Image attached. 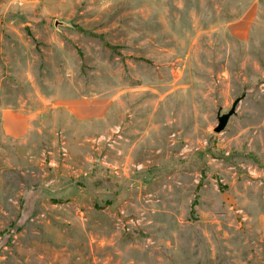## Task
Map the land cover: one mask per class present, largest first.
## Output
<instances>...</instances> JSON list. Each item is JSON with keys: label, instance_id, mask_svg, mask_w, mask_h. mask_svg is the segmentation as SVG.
<instances>
[{"label": "rangeland", "instance_id": "374dc122", "mask_svg": "<svg viewBox=\"0 0 264 264\" xmlns=\"http://www.w3.org/2000/svg\"><path fill=\"white\" fill-rule=\"evenodd\" d=\"M0 264H264V0H0Z\"/></svg>", "mask_w": 264, "mask_h": 264}, {"label": "crops", "instance_id": "0c3cea01", "mask_svg": "<svg viewBox=\"0 0 264 264\" xmlns=\"http://www.w3.org/2000/svg\"><path fill=\"white\" fill-rule=\"evenodd\" d=\"M86 110L89 113H93V111H97V108L89 105ZM2 125L5 134L11 137H21L27 132L28 121L20 113L5 109L2 112Z\"/></svg>", "mask_w": 264, "mask_h": 264}, {"label": "water", "instance_id": "95a60500", "mask_svg": "<svg viewBox=\"0 0 264 264\" xmlns=\"http://www.w3.org/2000/svg\"><path fill=\"white\" fill-rule=\"evenodd\" d=\"M243 97L244 94L235 98L227 112L221 113L220 109L217 111V125L213 129L215 132H220L225 128L229 117L235 113L236 106Z\"/></svg>", "mask_w": 264, "mask_h": 264}]
</instances>
